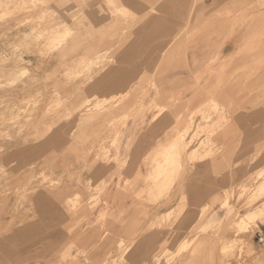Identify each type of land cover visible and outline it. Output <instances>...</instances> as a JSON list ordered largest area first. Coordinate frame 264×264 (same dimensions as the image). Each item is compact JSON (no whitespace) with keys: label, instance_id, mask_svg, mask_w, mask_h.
I'll return each instance as SVG.
<instances>
[{"label":"rangeland","instance_id":"rangeland-1","mask_svg":"<svg viewBox=\"0 0 264 264\" xmlns=\"http://www.w3.org/2000/svg\"><path fill=\"white\" fill-rule=\"evenodd\" d=\"M250 4L0 0V264H264V75L206 48Z\"/></svg>","mask_w":264,"mask_h":264},{"label":"crops","instance_id":"crops-1","mask_svg":"<svg viewBox=\"0 0 264 264\" xmlns=\"http://www.w3.org/2000/svg\"><path fill=\"white\" fill-rule=\"evenodd\" d=\"M239 11L241 13L235 18L229 17V29L227 28L226 31H221L215 35L209 44L206 45V48L218 54L228 53L225 56L229 58L230 72L234 69L240 68L245 71L248 79H251V81H259V79L264 75V18L260 17L259 11L254 4H250L245 9H240ZM211 84L212 83H206L205 85L210 86ZM189 90V87L184 89L185 98ZM204 94L206 93L204 92L201 96ZM196 98V95H193L190 98L188 107L192 108L195 106L193 101ZM150 136L151 134L149 132H145L142 140L136 142L135 145V148L141 149L136 156V164L138 166L141 165L142 175L144 174L142 160L145 158L142 156L141 152L142 150L146 151L155 148L152 156L150 157V163L152 166L147 183L152 174L153 167L159 162L160 156H163L166 148L172 144V142H166L156 146L153 144ZM201 175V173L195 174L187 171L186 173L180 174L179 177L177 176L176 178V180L178 179V183L175 185L173 192H178L179 200L183 195H185L187 199L188 209L186 210L183 218L185 221L189 218V214H197L193 211V209H195V207H199L203 202H205L203 201L204 197H207L208 194H210V192L207 191L208 185L202 184V181L206 180V178L204 179ZM77 189L79 188H75L73 185L72 191L74 192ZM81 191L86 192L83 188ZM41 205L46 206L45 209L48 213L51 211L52 207L47 204L46 200H41ZM262 219H264V216ZM7 241L9 240H0V245L2 246L3 243L6 244Z\"/></svg>","mask_w":264,"mask_h":264},{"label":"bare ground","instance_id":"bare-ground-1","mask_svg":"<svg viewBox=\"0 0 264 264\" xmlns=\"http://www.w3.org/2000/svg\"><path fill=\"white\" fill-rule=\"evenodd\" d=\"M23 11H24V9H23ZM41 44H42V43H41ZM38 49H39V48H38ZM39 50H40V49H39ZM45 53H46V52H45ZM41 56H42V55H41ZM9 59H10V58H9ZM12 59H13V58H12ZM17 59H18V58H17ZM50 59H51V58H50ZM3 60H4V59H3ZM4 61H5V60H4ZM6 61H8V60H6ZM13 61H14V60H13ZM6 63H7V62H6ZM13 63H14V62H13ZM15 64H17V63H14V65H15ZM0 65H1V64H0ZM2 65H3V64H2ZM10 65H11V64H10ZM12 65H13V64H12ZM12 65H11V67H12ZM30 65H31V64H30ZM8 66H9V65H8ZM2 67H3V66H2ZM0 69H1V68H0ZM1 70H3V69H1ZM14 71H16V70H14ZM0 72H1V71H0ZM19 72H20V71H19ZM19 72H18V73H19ZM5 73H6V72H5ZM11 73H13V72H11ZM14 73H15V72H14ZM0 74H1V73H0ZM6 74H7V73H6ZM8 74H9V73H8ZM11 75H12V74H11ZM14 76H15V75H14ZM16 76H17V74H16ZM19 76H20V75H19ZM10 77H11V76H10ZM20 77H21V76H20ZM18 78H19V77H18ZM18 78H17L16 80H18ZM3 79H4V77H3ZM8 79H9V77H8ZM11 79H12V78H11ZM14 79H15V78H14ZM5 80H6V79H5ZM12 80H13V79H12ZM28 83H29V82H28ZM3 84H4V83H3ZM40 92H41V91H40ZM34 95H35V94H34ZM34 95H33V96H34ZM50 97H51V96H50ZM3 104H5V103H3ZM17 104H18V103H17ZM22 104H23V103H22ZM5 107H6V106H5ZM5 107H4V108H5ZM17 107H18V106H17ZM24 107H25V106H24ZM4 108H3V109H4ZM6 108H7V107H6ZM14 108H15V110H16V107H14ZM31 108H32V107H31ZM6 110H7V109H6ZM15 110H14V111H15ZM8 111H9V110H8ZM16 111H17V110H16ZM30 111H31V110H30ZM4 112H5V111H4ZM28 112H29V111H28ZM7 113H8V112H7ZM29 113H30V112H29ZM4 114H5V113H4ZM9 114H10V113H9ZM12 114H14V112H13ZM1 115H2V114H1ZM9 116H10V115H9ZM15 116H16V114H15ZM26 116H28V115H26ZM26 116H25V117H26ZM11 118H12V117H11ZM7 119H8V118H7ZM26 119H27V118H26ZM21 121H22V120H21ZM23 121H24V120H23ZM5 123H6V122H5ZM5 123H3V124H5ZM7 125H8V124H7ZM4 126H5V125H4ZM5 127H6V126H5ZM20 127H22V126H20ZM18 128H19V127H18ZM2 129H3V127H2ZM15 129H16V128H15ZM18 130H19V129H18ZM16 131H17V130H16ZM8 133H9V132H8ZM10 133H11V132H10ZM11 135H12V134H11ZM12 136H13V135H12ZM10 137H11V136H10Z\"/></svg>","mask_w":264,"mask_h":264},{"label":"built area","instance_id":"built-area-1","mask_svg":"<svg viewBox=\"0 0 264 264\" xmlns=\"http://www.w3.org/2000/svg\"><path fill=\"white\" fill-rule=\"evenodd\" d=\"M256 243L264 248V229L256 234Z\"/></svg>","mask_w":264,"mask_h":264}]
</instances>
